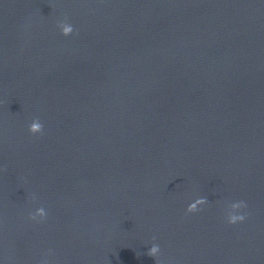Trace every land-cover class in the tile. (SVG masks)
Segmentation results:
<instances>
[{
	"label": "water",
	"instance_id": "water-1",
	"mask_svg": "<svg viewBox=\"0 0 264 264\" xmlns=\"http://www.w3.org/2000/svg\"><path fill=\"white\" fill-rule=\"evenodd\" d=\"M45 262L264 264V0H0V264Z\"/></svg>",
	"mask_w": 264,
	"mask_h": 264
},
{
	"label": "clouds",
	"instance_id": "clouds-1",
	"mask_svg": "<svg viewBox=\"0 0 264 264\" xmlns=\"http://www.w3.org/2000/svg\"><path fill=\"white\" fill-rule=\"evenodd\" d=\"M57 27L61 30V34L65 37L71 35L74 31L73 26L67 22V20L60 21L57 25ZM29 133L33 136L37 134H41L43 131V125L39 121V119L33 120V122L29 126ZM208 203L207 198H197L194 202L190 203L186 212L188 214L196 213L197 211L201 210L205 204ZM247 207L246 203L243 201L231 203L228 206V210L226 213V220L229 225H235L237 223H242L246 219V214H238L241 212V210L245 209ZM37 217H40L41 219L46 217V212L43 207L39 208L35 215H31L29 218L35 220ZM160 249L159 246L156 244H153L152 247L147 252V255L155 258L157 257ZM46 264V262H45Z\"/></svg>",
	"mask_w": 264,
	"mask_h": 264
}]
</instances>
